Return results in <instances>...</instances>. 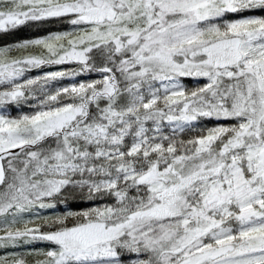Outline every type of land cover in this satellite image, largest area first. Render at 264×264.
Wrapping results in <instances>:
<instances>
[{"label": "snow or ice", "instance_id": "obj_1", "mask_svg": "<svg viewBox=\"0 0 264 264\" xmlns=\"http://www.w3.org/2000/svg\"><path fill=\"white\" fill-rule=\"evenodd\" d=\"M24 28L0 264H264V0H0Z\"/></svg>", "mask_w": 264, "mask_h": 264}, {"label": "rangeland", "instance_id": "obj_2", "mask_svg": "<svg viewBox=\"0 0 264 264\" xmlns=\"http://www.w3.org/2000/svg\"><path fill=\"white\" fill-rule=\"evenodd\" d=\"M51 27L53 28H59L60 26L59 25H52ZM37 34H43V30H40V29H36V28H31V29H27V28H24V29H21V30H18L15 35H12V34H9L7 36H4V37H0V44H3L5 42H12V41H15L17 39H26V38H30L34 35H37ZM55 70L54 68H45V69H38V70H34L33 72L31 73H28V75H31V76H35L37 74H39L40 72H43V71H53ZM100 74L99 73H93L91 74V77H77V79H86V78H96L98 77ZM71 81H68V80H64V81H61L60 83L62 84H68L70 83ZM185 84L191 86L192 84H194L195 82L192 81V80H185L184 81ZM202 83V81H201ZM25 111H28L29 109H27V107L25 106ZM12 114L15 115L16 112L15 110L13 109L12 111ZM77 204L79 206H87V203L84 202V203H81V202H77ZM42 247H45L46 245H41ZM3 250H0V252H2ZM33 261V264H34V258H29Z\"/></svg>", "mask_w": 264, "mask_h": 264}]
</instances>
